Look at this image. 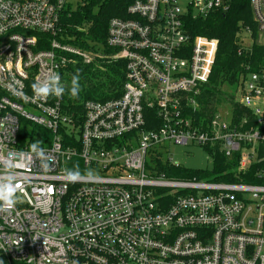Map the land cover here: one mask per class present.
<instances>
[{
    "label": "built area",
    "instance_id": "1",
    "mask_svg": "<svg viewBox=\"0 0 264 264\" xmlns=\"http://www.w3.org/2000/svg\"><path fill=\"white\" fill-rule=\"evenodd\" d=\"M91 1L0 0V166L11 160L21 185L15 207L0 213V257L9 264H264V62L246 66L232 109L217 110L206 126L195 119L218 40L192 38L185 26L190 17L227 13L232 0L131 2V18H112L107 30V46L117 51L110 59L126 63L122 95L87 101L75 115L63 97L34 98L31 86L53 72L65 85L67 65L102 57L71 44L91 37L70 21ZM250 5L257 35L241 28L239 54L264 48V0ZM13 82L27 99L9 90ZM149 110L159 124H149ZM34 141L50 156L46 171L30 152ZM168 144L219 147L258 182L168 177L158 162L181 167L165 156ZM74 167L100 179L69 183L64 170Z\"/></svg>",
    "mask_w": 264,
    "mask_h": 264
},
{
    "label": "trees",
    "instance_id": "2",
    "mask_svg": "<svg viewBox=\"0 0 264 264\" xmlns=\"http://www.w3.org/2000/svg\"><path fill=\"white\" fill-rule=\"evenodd\" d=\"M134 0H95L90 5L78 11L70 21L85 26L90 31V39L78 45L84 50L98 49L102 57L95 58L90 63L76 60L67 65L62 72L65 86H70L71 78L77 72L80 75L81 91L77 98H71L66 91L63 96L65 109L75 115L83 114V106L87 101L105 102L117 99L122 95L126 80V63L124 60H112L110 56L117 51L107 46V30L112 18H131L127 14V6ZM192 38L203 36L218 40V50L209 81L202 87L198 97L199 110L195 115L198 123L207 125L213 113L217 110L229 108L234 105V93L238 89L247 65L251 64L253 70L258 63L264 62V48L254 45L253 50L243 51L239 31L249 28L256 32L250 0H232L231 8L227 13L212 12L206 19L188 18L185 26ZM74 34V32H72ZM254 33V37H255ZM230 90V91H227ZM193 116V114H190ZM154 110L147 112V121L158 123ZM151 128L149 129H152ZM42 131V130H41ZM44 133H47L44 131ZM49 135V134H47ZM205 153L212 159L211 170H191L183 167L170 168L158 162L160 173L168 177L207 180L213 183H257L254 177L238 173V158H227L219 149L205 148ZM255 171L252 173V175ZM3 264H9L5 257H0ZM20 264V263H14Z\"/></svg>",
    "mask_w": 264,
    "mask_h": 264
},
{
    "label": "clouds",
    "instance_id": "3",
    "mask_svg": "<svg viewBox=\"0 0 264 264\" xmlns=\"http://www.w3.org/2000/svg\"><path fill=\"white\" fill-rule=\"evenodd\" d=\"M80 75L77 72L71 78L70 86L66 87L61 83V77L57 73H51L48 77L41 81H36L32 84L33 97L37 99L46 100L48 97L62 98L67 91L71 98H77L81 91ZM9 90L21 98L27 99L22 89L16 84L9 85ZM30 152L33 156L40 160L41 168L48 170L50 166V156L46 149H44L39 141H34L29 146ZM64 177L69 183H76L82 181L99 180L100 177L92 170H85L81 172L79 167L64 170ZM17 173L15 171V164L11 160H5L0 166V213L10 212L18 202L17 193L21 190V185L17 182ZM0 264L3 261L0 260Z\"/></svg>",
    "mask_w": 264,
    "mask_h": 264
},
{
    "label": "rangeland",
    "instance_id": "4",
    "mask_svg": "<svg viewBox=\"0 0 264 264\" xmlns=\"http://www.w3.org/2000/svg\"><path fill=\"white\" fill-rule=\"evenodd\" d=\"M251 33L252 35H254V33L255 35H257L256 32H254L253 30H251ZM243 39L245 49H251L253 42L250 38V35L248 33H244ZM23 127H25L27 131H30L33 128L28 124L23 125ZM166 148V150H169L170 153L165 154V156H170L175 163H177L183 168L191 170H211L212 168V159L209 158V156L205 153L204 149L200 146L190 145L188 147H185L168 144Z\"/></svg>",
    "mask_w": 264,
    "mask_h": 264
}]
</instances>
